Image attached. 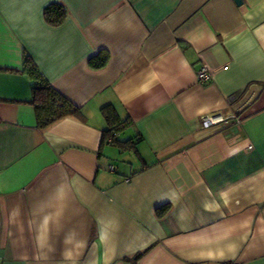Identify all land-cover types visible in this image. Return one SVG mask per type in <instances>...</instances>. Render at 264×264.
I'll use <instances>...</instances> for the list:
<instances>
[{"label": "crops", "instance_id": "1", "mask_svg": "<svg viewBox=\"0 0 264 264\" xmlns=\"http://www.w3.org/2000/svg\"><path fill=\"white\" fill-rule=\"evenodd\" d=\"M0 264H264V0H0Z\"/></svg>", "mask_w": 264, "mask_h": 264}, {"label": "trees", "instance_id": "2", "mask_svg": "<svg viewBox=\"0 0 264 264\" xmlns=\"http://www.w3.org/2000/svg\"><path fill=\"white\" fill-rule=\"evenodd\" d=\"M44 11V19L46 23L51 26L59 25L65 13L63 6L59 4H52L45 8ZM92 60H95L94 57ZM24 61L25 70L28 72L30 79H32L30 105L35 110L37 126L41 129H45L66 118L76 119L81 122V111L42 79L32 60L25 58ZM104 63L105 59L102 58L98 65H94V68H101ZM101 115L108 125L107 129L102 133L100 140L101 145L107 142L122 150H126L127 148L123 147V145L130 143V141L121 142L115 139V135L118 134L120 128L125 125V121L120 122L119 118L115 116V111L109 106L101 109ZM161 210L162 209L157 210L158 215H161Z\"/></svg>", "mask_w": 264, "mask_h": 264}, {"label": "built area", "instance_id": "3", "mask_svg": "<svg viewBox=\"0 0 264 264\" xmlns=\"http://www.w3.org/2000/svg\"><path fill=\"white\" fill-rule=\"evenodd\" d=\"M196 78L198 81H207L209 80L210 74L207 72L205 68L201 69L200 72L196 74ZM235 122L238 124L239 118L233 117ZM225 122V119L220 115L214 116H203L201 119V126L204 128L214 127V125L222 124ZM112 170V168H110Z\"/></svg>", "mask_w": 264, "mask_h": 264}, {"label": "rangeland", "instance_id": "4", "mask_svg": "<svg viewBox=\"0 0 264 264\" xmlns=\"http://www.w3.org/2000/svg\"><path fill=\"white\" fill-rule=\"evenodd\" d=\"M129 154H130V155H129ZM134 155H135V154L132 153V152L127 154V156H129V157L131 156L130 159H131L132 161H133L132 158L134 157ZM124 157H125V159H127L126 156H124ZM110 164H111L112 166H114V167H118V168H120V166H121L120 161H118V162L113 161V162H111Z\"/></svg>", "mask_w": 264, "mask_h": 264}, {"label": "water", "instance_id": "5", "mask_svg": "<svg viewBox=\"0 0 264 264\" xmlns=\"http://www.w3.org/2000/svg\"><path fill=\"white\" fill-rule=\"evenodd\" d=\"M234 2H235L236 4H238V5L241 4V0H234Z\"/></svg>", "mask_w": 264, "mask_h": 264}]
</instances>
